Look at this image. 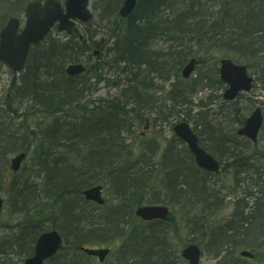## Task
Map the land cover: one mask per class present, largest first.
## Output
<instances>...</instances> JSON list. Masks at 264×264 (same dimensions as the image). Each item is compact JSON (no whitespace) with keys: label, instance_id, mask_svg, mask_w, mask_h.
Masks as SVG:
<instances>
[{"label":"trees","instance_id":"1","mask_svg":"<svg viewBox=\"0 0 264 264\" xmlns=\"http://www.w3.org/2000/svg\"><path fill=\"white\" fill-rule=\"evenodd\" d=\"M29 1L8 0L15 10L11 15L22 14ZM122 2L95 0L94 3L95 9L101 11V21L118 17L125 23L114 35L110 49L114 54L112 62L124 63L126 73V84L118 97L99 101L93 107L96 111L91 113L86 106L82 108L90 90L86 86L88 76H69L65 68L68 63L89 62L92 47L101 50L102 47L100 42H92V36L89 40L80 38L76 30L65 40L50 35L33 47L20 83L13 85L15 102L23 105L27 99L30 103H26L27 108L31 106L52 118L43 138V132H24L14 127L4 119L0 108V192L6 190L14 212L21 214L16 230L0 238V264H24L25 258L34 252L37 237L51 228L62 233V250L66 251L61 250L47 264H91L81 247L111 242L117 247L107 264H178L180 256L170 238L172 215L168 221L144 222L135 216V208L144 202L192 206L208 195L205 175L209 174L197 168L193 160L177 158L171 144L158 164L152 162L155 147L151 152H144L140 161L135 160L140 164L145 162V171L140 167L134 169L126 152L128 144L122 136L132 126L123 106L143 97L148 88L144 79L149 74L164 80L170 76L179 78L189 59L196 57L200 62L214 51H226L238 61L258 66L264 83V0H138L135 11L125 20L118 13ZM4 22L0 21V27ZM156 41L168 43L166 53L153 49L151 44ZM103 62L91 66V73L99 80ZM117 83L120 81L112 82ZM76 111H80V116ZM65 116L74 120H67ZM75 141L82 143L83 151L72 148ZM71 149L78 154L75 157L80 159V165L72 160L70 163ZM19 151L34 152V169L32 174L26 175L24 171L14 174L8 182L5 172L9 171V155ZM154 165L156 176L163 173L159 179L162 190L149 195ZM107 182L120 205L98 206L84 199V189ZM156 184L157 181L153 182ZM261 187L264 194V183ZM45 200L53 203L56 214H49V209L31 213ZM256 205L259 212L263 211L264 203ZM256 215L254 219L259 217ZM242 218L244 221L239 219L237 224L251 225L252 217H245L243 213ZM190 221L196 222V219ZM202 224L200 227L197 222L189 225L197 233L207 228ZM241 228L233 221L219 226L214 235L217 240L211 246L214 244L220 251L225 245H232L230 237L243 235ZM257 231L262 234L254 240H263V229H254L255 235Z\"/></svg>","mask_w":264,"mask_h":264},{"label":"rangeland","instance_id":"2","mask_svg":"<svg viewBox=\"0 0 264 264\" xmlns=\"http://www.w3.org/2000/svg\"><path fill=\"white\" fill-rule=\"evenodd\" d=\"M7 1L0 0V21H6L15 12ZM60 1L64 2V0ZM94 3L95 0L91 2L92 10L95 15L99 16L101 11L95 9ZM19 17L22 19L23 25L24 13L20 14ZM117 18H112L106 22L101 21L100 17H96L91 25L78 24L77 26L78 34L86 37V39L89 40L90 36H92L94 41H103L102 55L98 57L92 56L89 62L92 65L97 63L98 59L104 61L102 65L103 69L100 70L103 79L99 80L95 74H92L90 78H86V86L90 87V90L86 93V97L81 104L82 108L86 106L87 112L90 113L91 111H96L93 107L98 105V103L95 102L99 99L108 102L118 97L123 85L126 84V73L123 72L124 63L115 64L112 62L114 54L110 50L115 40L114 35L119 33V30L125 25L124 22ZM52 35L64 40L67 39L66 34L59 32L57 29L54 30ZM151 46L162 53H166L168 49V43L164 41H156ZM223 57L231 58L238 63L244 64L243 61H238L231 53L214 51V53L201 59L196 65L191 78L188 80H184L181 75L179 78L170 76L166 80L160 79L155 74L146 76L145 81L148 85V91L144 94V101L140 100L123 106V110L127 112L129 122L131 121L134 125L132 127L134 133L128 134L124 132L122 136L125 137L126 143H128L126 152H128V157L131 159L134 169L140 167L144 171L145 162L144 164H140V162H135V160L140 161V157H142L141 155L144 152L153 151L154 145L157 146V149L153 154L152 162L158 164L162 158L163 151L170 143L169 140L174 137L173 126L184 118L192 126H195L196 120L203 123L207 119L211 123L213 128L199 126L198 130L202 131L200 137L205 138L202 143L209 150L211 146L225 150L226 148L237 146L236 154L244 158L242 166L238 168L237 172L236 168L232 166L233 158L230 161L220 160L214 154L220 162L222 161V169L218 174L205 176V182L209 191L208 195H204L200 202L192 206L187 205V207H183L181 204H176L175 208L170 206L172 209V221H170L172 223H169V226H171L170 238L178 254H180L183 247L187 244H199L204 251L201 264H264V239L260 241L254 240L262 234L257 231L255 235L254 229L262 228L264 233V207H262L263 211L260 212V216L256 219L253 218L251 225L247 224L249 230H245L247 226L244 223L239 225L244 231L243 235L238 236L235 234L231 236L230 239L233 240L232 245H225L220 251L214 244L211 246V243L217 240V238L214 239V235H216L215 232L219 226L228 224L233 219V214L237 208L241 212L246 205L244 214L250 217L259 213V211H256V203L259 205L264 203L263 196L258 193V191L262 190L261 186L264 183V128L260 133L257 144L236 136L237 129L242 126L239 122L241 119L245 120L257 107L262 108L264 111V84L261 81L260 69L258 66L250 64L249 73L255 78L253 89L249 92L241 93L234 101H225L223 99L225 88L219 83V75L216 74L220 66V59ZM255 63L259 64L258 62ZM105 79L111 82H107ZM115 80L120 81V84L113 85L112 82H115ZM19 83V75L0 65V108L3 109L2 114L4 115V119L6 121L9 120L14 127L23 129L24 132H30L31 130L38 133L43 132L41 135V138H43L44 131L51 124L52 118L41 111L33 109L31 106L27 108L26 103L30 104L27 99H25V104L23 105L15 102L16 92L13 85L16 86ZM179 94H182V96H178ZM183 95H185V98ZM124 102L126 101L124 100ZM101 104L104 105L103 102ZM25 107L27 109H24ZM80 111H76L75 113L80 116ZM90 113H87V115ZM137 113L141 115L138 117L140 118L139 120H136ZM187 114L191 117L188 120ZM65 118L67 120H74L68 116H65ZM146 118L150 120L147 126H145ZM203 128L209 135V138L208 135L204 134ZM213 130H221L223 139L221 141L222 144L219 146H216V141L211 138ZM34 143L40 144L38 141ZM172 143L177 150H181L185 146V144ZM81 144L79 141H75L72 148H78L83 151ZM75 149H71L69 161L70 163L73 161L80 165V159L75 157V154H77L75 153ZM126 152L124 151L123 161L127 157ZM33 156L34 152L30 151L29 157L20 172L24 171L26 175L32 174V169H34ZM10 157L12 155H9V159ZM153 170L155 171V176L151 182L152 189L147 191L149 195L162 190L159 179L161 180L163 173L156 176L155 165L153 166ZM5 173L7 174L5 179L9 182L14 173L10 170ZM156 181L158 184L154 186L153 182ZM103 187L107 207L120 205L119 198H115V191H113L110 183L107 182ZM250 191L252 196L248 194ZM0 197L4 199V207L0 211L1 238L2 236L12 234L16 230L17 223L21 220V214L18 215L14 212L6 190L0 192ZM143 204H146V202ZM54 208L52 202L45 200L39 202L31 210V213L49 209V214H52V212L56 214ZM191 219H196L197 227L202 226V223L207 225V228L203 230L204 233H196L197 230L191 228L192 225L190 226L189 224L194 225L196 223L195 221H190ZM241 243H244L245 246ZM251 245H254V248H250ZM87 247H110L113 251L117 246L111 242L109 244H89ZM242 250L251 251L255 254V258L241 257L240 253ZM65 251L66 249L64 248L62 253ZM109 259L104 263H99L96 258H91L90 263L107 264ZM83 261L84 259L81 263ZM178 264H188V262L183 258H179Z\"/></svg>","mask_w":264,"mask_h":264},{"label":"water","instance_id":"3","mask_svg":"<svg viewBox=\"0 0 264 264\" xmlns=\"http://www.w3.org/2000/svg\"><path fill=\"white\" fill-rule=\"evenodd\" d=\"M138 0H124L119 14L126 18L136 8ZM26 23L19 32L20 20L11 18L0 32V62L15 72L25 69L29 50L32 45L39 44L52 27L57 23L59 31L71 34L77 22L88 23L95 18L90 9V0H65L64 7L57 0H32L25 9ZM195 67V60L192 59L183 69V76L189 77ZM85 71L83 64H70L66 68L69 75H78ZM221 79L229 84L224 98L234 99L242 90L252 88L253 78L248 76L246 66L236 65L229 59L221 60ZM263 125V113L257 108L246 120L239 134L251 138L254 142L258 140V134ZM175 133L188 143L190 149L195 153L199 166L217 172L219 163L202 148L198 146L197 136L190 126L183 122L175 126ZM27 154L22 152L11 159V168L17 172L25 160ZM102 186H94L83 191L87 200L98 204H104ZM3 200L0 199V209ZM169 209L164 205H147L137 209V216L144 220L165 219ZM63 242L61 234L57 230L43 232L37 239L34 254L24 261V264H45V261L54 256L60 249ZM89 255L98 256L104 261L110 253L109 248L83 249ZM182 255L189 261V264H200L201 250L198 245L190 244L183 251ZM242 255L253 257L250 252L244 251Z\"/></svg>","mask_w":264,"mask_h":264}]
</instances>
